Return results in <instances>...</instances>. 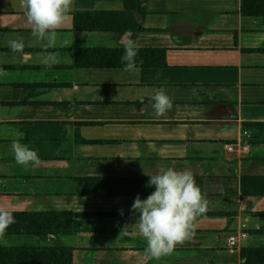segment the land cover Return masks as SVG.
<instances>
[{
    "label": "crops",
    "instance_id": "crops-1",
    "mask_svg": "<svg viewBox=\"0 0 264 264\" xmlns=\"http://www.w3.org/2000/svg\"><path fill=\"white\" fill-rule=\"evenodd\" d=\"M85 12L121 15L97 18L104 32L76 30ZM68 17L49 47L32 36L20 0H0V207L71 215L67 233L5 235L0 248L65 247L72 264H241L243 248L264 247L262 20L243 17L240 0H73ZM126 36L138 50H163L165 67L126 72L86 53L124 50ZM18 38L30 55L11 50ZM159 88L173 108L156 117ZM14 140L40 165L17 164ZM169 167L192 172L207 210L191 239L146 261L137 196H81L74 180ZM243 217L247 237L228 253Z\"/></svg>",
    "mask_w": 264,
    "mask_h": 264
},
{
    "label": "clouds",
    "instance_id": "clouds-1",
    "mask_svg": "<svg viewBox=\"0 0 264 264\" xmlns=\"http://www.w3.org/2000/svg\"><path fill=\"white\" fill-rule=\"evenodd\" d=\"M72 4L73 0H20L27 22L31 26L32 36L41 41L46 40L49 47L55 43L57 30L69 18ZM122 39L126 41L124 55L121 57L124 71L138 72V49L127 36ZM9 46L13 52L22 53L25 57L30 55L24 52L23 38L10 41ZM58 62L54 56L44 61L49 65ZM153 91L154 114L156 117L164 116L173 108L172 99L164 88ZM17 135L23 137L21 132ZM11 147L17 164L25 167L40 165L37 152L19 140H14ZM149 186L154 187V192L145 200H141L137 195L132 205V210L139 213V233L147 241L144 253L146 261L169 255L177 245L191 239L197 218L207 210V200L191 171H177L169 167L149 176ZM13 223L15 218L12 212L0 207V239L4 238L6 230Z\"/></svg>",
    "mask_w": 264,
    "mask_h": 264
},
{
    "label": "trees",
    "instance_id": "trees-1",
    "mask_svg": "<svg viewBox=\"0 0 264 264\" xmlns=\"http://www.w3.org/2000/svg\"><path fill=\"white\" fill-rule=\"evenodd\" d=\"M241 15L255 17L262 20L264 26V0H240ZM119 14H102L85 12L75 14L74 27L76 30H89L104 32L97 23L100 16ZM87 19V20H83ZM91 22H89L90 20ZM90 24L80 26L82 23ZM123 27L120 30H126ZM138 30H142L141 27ZM119 32L118 30H109ZM88 51V52H87ZM91 58L104 61L98 66L115 67L124 66L121 62L109 60L121 58L124 50H87ZM78 53H84L83 51ZM105 57V59H103ZM121 61V59H119ZM136 63L139 68L165 67V52L163 50H138ZM93 65V64H91ZM77 194L81 196H149L154 187L149 186V178L116 179V178H84L74 180ZM15 223L6 230L8 236L32 235L40 239L47 235L64 234L70 231L69 221L71 215L67 212H12ZM241 264H264V247L243 248L240 252ZM0 264H72L71 250L65 247H13L0 248Z\"/></svg>",
    "mask_w": 264,
    "mask_h": 264
},
{
    "label": "built area",
    "instance_id": "built-area-1",
    "mask_svg": "<svg viewBox=\"0 0 264 264\" xmlns=\"http://www.w3.org/2000/svg\"><path fill=\"white\" fill-rule=\"evenodd\" d=\"M228 151H233V146L229 145L226 147ZM241 150L244 151L245 147H241ZM247 217H243V223L240 224L238 229L230 233L226 238V251L228 253H234L237 251L239 244L242 240L247 237V226H246Z\"/></svg>",
    "mask_w": 264,
    "mask_h": 264
},
{
    "label": "rangeland",
    "instance_id": "rangeland-1",
    "mask_svg": "<svg viewBox=\"0 0 264 264\" xmlns=\"http://www.w3.org/2000/svg\"><path fill=\"white\" fill-rule=\"evenodd\" d=\"M9 239H17V238H9ZM8 242H10V241H8Z\"/></svg>",
    "mask_w": 264,
    "mask_h": 264
}]
</instances>
